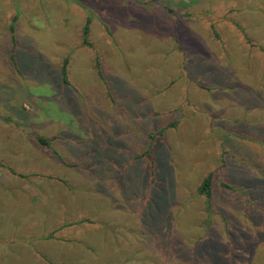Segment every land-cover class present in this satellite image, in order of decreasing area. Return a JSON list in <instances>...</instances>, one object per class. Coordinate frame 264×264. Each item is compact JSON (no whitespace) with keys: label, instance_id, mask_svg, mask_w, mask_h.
Wrapping results in <instances>:
<instances>
[{"label":"rangeland","instance_id":"rangeland-1","mask_svg":"<svg viewBox=\"0 0 264 264\" xmlns=\"http://www.w3.org/2000/svg\"><path fill=\"white\" fill-rule=\"evenodd\" d=\"M0 264H264V0H0Z\"/></svg>","mask_w":264,"mask_h":264},{"label":"trees","instance_id":"trees-1","mask_svg":"<svg viewBox=\"0 0 264 264\" xmlns=\"http://www.w3.org/2000/svg\"><path fill=\"white\" fill-rule=\"evenodd\" d=\"M14 19L16 20L17 18L14 17ZM15 20H14V21H15ZM9 30H10L11 33L14 32L15 28H14V25H13V24L9 27ZM13 43H14V38H13ZM62 72H63L64 77H65V73H66V69H65V67L62 68ZM64 81H65V80H64ZM65 83H66V81H65ZM160 133H161V132H160ZM37 142H38L39 144H41L42 146H45V147H48L49 144H50V141H48L47 139H44V138H37ZM136 159H137V158H136ZM151 165H152V167H153V164H151ZM211 184H212V175L209 174V176H207V177L203 180V182H202V184H201V186H200V188H199V193H200V195L204 196V198H205V204H206V209H205V211L208 213V216L211 215V214H213V210L210 209V208H211V205H212V202H211V200H212ZM223 187L229 189L230 191H237L234 187H231V186L226 185V184H223ZM207 227L210 228V226H207ZM209 233L211 234L212 231H210ZM198 245H199L200 247L197 246L195 250L198 249V251H200L201 249H203V248H201V245H200V244H198ZM176 249H177V252H180V251H181L178 247H176ZM184 250H185V249H184ZM184 250H183L182 252L178 253V254H182V253L185 254V253H187V252L184 251ZM196 252H197V251H196ZM196 252L193 251V252L191 253L190 258L193 259V260H195V259H197V260H199V259H203L201 256H195V253H196ZM178 254H177V255H178ZM188 254H190V253H188ZM199 257H201V258H199Z\"/></svg>","mask_w":264,"mask_h":264}]
</instances>
